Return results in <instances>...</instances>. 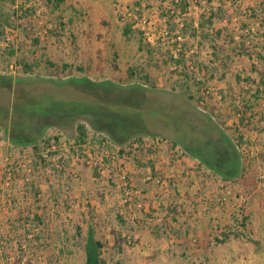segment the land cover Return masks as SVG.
<instances>
[{"label":"rangeland","instance_id":"rangeland-1","mask_svg":"<svg viewBox=\"0 0 264 264\" xmlns=\"http://www.w3.org/2000/svg\"><path fill=\"white\" fill-rule=\"evenodd\" d=\"M186 1L188 14L180 17L168 12L169 1L159 8V0H0V99L9 90L5 101L40 99L45 110L32 114L27 119L31 128L24 131L8 127V122L21 121L15 115L0 119V192L4 209L11 213L0 225V264H98V259L100 264H264V135L255 130L246 134L241 154L244 173L226 179L215 166L186 155L181 145L174 158L168 157L167 142L190 131L181 132L165 117L172 113L198 127L211 124L233 147L236 109L256 95L255 88L234 76L254 81L258 76L249 71L245 56L234 54L228 38L245 41L246 49H264V12L259 11L260 0H212L221 22L215 18L206 29L207 37L198 28L206 3ZM19 6L32 8V16L20 17ZM125 10L136 19L145 18L156 36L160 33L153 44L145 40L137 20L129 23L122 18ZM257 10L258 19L250 14ZM247 27L252 34L243 31ZM178 34H184V58L174 49ZM62 64L71 65V72L60 70ZM23 65L30 71L24 72ZM192 65L214 70L205 87L196 83L201 73ZM257 98L261 101L248 112L255 117L264 109V92ZM78 124L84 125L87 140L105 139L115 151L132 152L137 147L131 141L142 138L143 153L147 148L155 151L154 173L124 156L109 168L100 166L96 174L95 163L100 162L96 154L103 150L96 149L97 141L92 143L96 146L92 154L91 144L84 154L68 149ZM252 125L256 126L255 119ZM55 136L61 148L54 162L47 163L60 161L63 172L50 167L29 172L30 144L40 148L43 139ZM8 167L19 172L5 186ZM182 167L193 183L198 182L194 189L206 201H197L199 209L206 218L214 215L207 221L209 240L214 242L205 252L210 257L201 254L192 260L185 246L192 244L189 237L176 232L186 227L174 229L170 220L160 221L170 199L185 203L183 195L175 198L168 184L181 193L187 190L191 179ZM122 175L129 177V185ZM31 184L39 190L37 199L29 191ZM226 193L225 204L215 214L207 203ZM141 206L145 212L155 211L152 219L141 213ZM185 208L191 212L187 204ZM33 215L39 221H33ZM244 216L246 228L239 226ZM219 234L228 237L218 246ZM192 242L198 245V237Z\"/></svg>","mask_w":264,"mask_h":264},{"label":"trees","instance_id":"trees-1","mask_svg":"<svg viewBox=\"0 0 264 264\" xmlns=\"http://www.w3.org/2000/svg\"><path fill=\"white\" fill-rule=\"evenodd\" d=\"M169 1V5L171 6L169 13L172 14H177L180 17H184L185 15L188 14V10L190 8L188 1L186 0H159V8L163 6L165 2ZM211 1L212 0H204V3H206V7L201 9L203 10L202 13L199 15L200 20L198 23V28L203 31L204 35L209 37L208 33L206 32V29L212 26V22L217 18L218 16L216 13H214L215 9L211 6ZM259 11L264 12V0H260L259 4ZM18 12L20 17H30L33 14V9L29 7H18ZM251 16L253 18H257L258 15V10L257 11H252ZM220 19V18H219ZM1 20V16H0ZM243 31H247V35L252 34V31L250 28H245ZM195 32V31H194ZM216 33H219V31H216ZM0 35H2L0 33ZM184 35V34H183ZM183 35H175L174 38L180 37V42L173 41L174 44V49H176V55L184 58L186 55V49L187 46L185 45L183 39ZM228 43L231 44V46L234 49V54L237 56H245L249 61H250V67L249 71L251 73H255L258 76V80L254 81L250 77H241L240 74L235 75L234 79L238 82H244L248 84L249 88H255L254 89V94L255 97L253 99H246L241 103V108L236 109V117H237V122L235 123V127L233 129V132L235 135H232L233 137H230V142L233 144V147L230 146L228 138L225 137L224 133L221 131L217 130L213 125L204 123L203 126H196L192 123H188L187 121H180L174 117V114L169 113L166 114L165 117L166 119L169 120V124L172 125H177L180 127L181 132L182 130L190 131V133H180L176 138H174L171 141H168V150H169V155L171 158H174L175 153V148L178 145H181L185 150H186V155L192 156L193 158H196L200 160L202 164H207L209 167L214 168L215 170L222 171V174H225L226 179H238L239 177L242 176L244 173L243 169V163H241V154H242V149L245 148V143L246 141V134L255 132L257 134H263L264 135V127L262 125L264 124V109L259 111L257 113L258 115H261L263 119H257L258 115L255 117V115L248 113L252 110L253 104L256 102L258 103L261 100H254L258 99V96H261V94L264 92V49H258L254 48V46L246 49L245 48V41L244 42H239L236 43L235 41L232 40V38H228ZM12 54V52H10ZM23 70L24 72L30 71V67L23 65ZM71 65L67 64H62L60 67V70L62 71H67L71 72L72 70ZM197 68V71L201 73V81H196L198 84L206 86V84L212 79L214 70L212 69L211 66L209 65H200V67H194L193 65L191 66V69ZM131 73V71H129ZM180 74V73H179ZM187 75H184L186 77ZM195 80V79H194ZM9 90L1 93L2 99H0V119H10V116L15 115L17 120H21L20 122L13 121V122H8V127L16 130L17 132L22 130L24 131L26 127L29 129L31 128L30 126L27 125V119L31 117L32 114H43L45 110H43L42 106H40V99H33V98H21L18 103H12L10 99L7 97L6 101L3 98L5 94L9 93ZM9 95V94H8ZM189 100H193V97L191 95H187ZM36 103V104H35ZM264 106V101L261 103ZM46 109V108H45ZM17 111V112H16ZM169 112V111H168ZM17 114V115H16ZM255 119L256 126L253 127L252 121ZM263 120V121H262ZM185 123V124H183ZM157 124V123H155ZM183 127V128H182ZM77 136L74 138L73 143L70 145L68 143V149H73L81 154H84L87 151V145L89 146V152H93V149L96 147L95 144H92L96 142L97 140L91 139L90 141L87 140V134H86V129L84 125L78 124L77 125ZM253 129V130H250ZM260 132V133H259ZM59 137H48L43 139L44 141L42 142V146L38 148V146L35 145V143H31L30 146L32 147L33 150V157L32 160L30 161L29 169L28 171L31 172L33 168H41V169H46V167L52 168V171L56 172H63L62 169L64 167L63 164L58 163L60 161H57V163L52 164V163H47V160L53 161L57 157L58 149H60V143H59ZM102 141V140H100ZM105 141V142H104ZM71 142V141H69ZM98 142V141H97ZM96 142V143H97ZM186 142H189L190 144H187ZM98 146L100 148L96 149H103L100 151H97L98 154L96 156L99 158L100 162L95 164L94 167V172L97 174L96 169H98L100 166L104 167H111L112 165V158L118 162V160L125 158L131 160L135 166L138 168H143V164L140 160V154L141 155H152L154 150L147 148L145 149L146 153H143V140L142 138H137L136 140L131 141V146L135 145L137 149H132V152L126 153L125 148H121L117 151L111 149V145H108L107 141L104 139L102 142H98ZM101 143V144H100ZM13 146H20L18 144L12 143ZM48 150V151H47ZM53 150V151H52ZM91 150V151H90ZM236 151V152H235ZM74 152V151H73ZM145 164H149V170L154 173L153 170V165L151 162H147ZM143 165V166H142ZM21 166V165H20ZM19 166L18 169L21 170V167ZM223 169V170H222ZM18 170L14 169L12 167H8L6 172H4V179L6 177V174L11 175V180L13 182L14 179L18 178ZM125 183L127 185L130 184V179L127 175L124 176ZM163 181L162 178L158 179V183ZM169 187H172V190L174 191V195L176 196L175 198H180L181 195L185 198V203L183 204H178L177 201L175 200H167L168 203L166 204V210L164 213V219L162 221L167 222L166 220H170L172 223H175L178 225L179 228L185 226L184 232L176 231L178 234H182L183 236L185 233H187V229H189L188 226V218L191 213L196 209L198 206L199 202H197V198H199L200 193L199 191H196L193 196H190L189 191L185 192H180L179 189H176L175 185L168 181ZM30 193L33 195L35 199H37L39 195V190L35 185H30L29 187ZM195 200V201H194ZM206 203V202H205ZM189 206L191 208V212L186 213V208L185 205ZM210 210H221L222 206H219L218 203L214 200H210L209 203H207ZM241 214L242 209H239ZM141 213L144 214V216L148 219H152V214L155 213V211L152 210V208H148V212H145L143 207L141 206L140 209ZM186 216V217H185ZM25 220H29L28 218ZM33 221H39V218H37L36 215H33ZM247 220V217H242L241 222L239 225L242 228H246V225L244 222ZM31 221V220H30ZM180 230V229H178ZM28 230L26 231V233ZM179 235V236H180ZM220 236V241L216 239V242L222 243L223 240H225L228 236L227 235H222L219 234ZM178 237V236H177ZM97 245V250L101 248V245L99 243H96ZM100 253L97 251L96 256H99ZM102 263L100 259H98V264Z\"/></svg>","mask_w":264,"mask_h":264},{"label":"crops","instance_id":"crops-1","mask_svg":"<svg viewBox=\"0 0 264 264\" xmlns=\"http://www.w3.org/2000/svg\"><path fill=\"white\" fill-rule=\"evenodd\" d=\"M217 21L221 22L220 19H218ZM263 25H264V22H263ZM249 134H253V133L250 132ZM167 149H168V147H167ZM153 152L154 153L152 155H142V158L140 160H141L142 163H144L143 164L144 166L142 165L143 166V170H149V164H145V163H147V162L150 163L151 162V164L153 165V170L152 171H155V169H156L155 166L157 164H156V160L154 158L155 151H153ZM144 153H146V152L144 151ZM168 157H170L169 153H168ZM180 170H181V172L185 173V176L186 175H189V176L191 175V174L188 173V169L185 168V167H182V169H180ZM190 179H191L190 180L191 184L190 185H186L185 188L187 189L186 191H189L190 196H193L194 193H196V189H194L195 188L194 185H197L198 182H194L193 183V179H192L191 176H190ZM199 184H200V182H199ZM197 188L201 189V187H197ZM183 192H185V190ZM3 195L4 194L2 192H0V225H1L2 221H3L2 219L6 220V219L10 218V216H11V213H9L3 207V205L5 203ZM196 200L200 202L201 201V197L199 196V198H197ZM199 208H200V205L198 204L197 209H195L193 211V213H191L189 218L187 219L188 220L189 229H187V233H185V235L183 236L184 238H186V237L188 238L189 237L188 241H189V243H192L191 245H187V244L185 245V246H187L188 250L190 251V254H191L190 258L192 260L196 259V256H203L201 254H204L205 257H210V256H208V254L206 255L205 252H206V250H208V248H209L208 246L209 245H213L214 244V242H211L209 240L210 236H209V230H208V227H207V221H209L210 218H213L214 215L212 214L213 217L209 216V218H206L205 217L206 213L204 212V210L202 212ZM213 211H214L215 214H217L215 211L220 212L221 210L214 209ZM163 219H164V213L160 212V221H162ZM166 221H168V219ZM172 224H173L172 225L173 228L175 227L174 229H177L178 225L177 224L175 225V223H172ZM195 236L198 237V240H199V244L198 245H195L192 242L193 241V237H195ZM176 240H179V239H177V237H176ZM216 243H217V245L219 244L218 242H216ZM218 250H221V248L219 247ZM228 250H232L231 247H228ZM193 251L197 252L198 255L192 254ZM220 255L221 256L223 255V257H226V254H220Z\"/></svg>","mask_w":264,"mask_h":264},{"label":"built area","instance_id":"built-area-1","mask_svg":"<svg viewBox=\"0 0 264 264\" xmlns=\"http://www.w3.org/2000/svg\"><path fill=\"white\" fill-rule=\"evenodd\" d=\"M121 16L122 18L126 21V22H129V23H132L134 22L135 20H137L136 22L141 26V31H142V35L143 37L145 38V40L150 43V44H153L156 40V38L159 36L160 33H158L156 36L149 28V24L148 22L146 21L145 18H140V19H136L135 16H133L130 12H128L127 10L123 11L121 13ZM180 37H177L176 38V41L177 42H180ZM114 161V158H112V162ZM96 164V163H95ZM124 176L125 175H122V179H124ZM147 179H150V177H147ZM4 185L5 186H10L11 183H12V180H11V175L10 174H6V177L4 179ZM124 181V180H123ZM125 182V181H124ZM126 184V183H125ZM127 185V184H126ZM228 193H226L225 195H222L216 199H214V201H216L218 203L219 206H223L225 204V201H226V195ZM206 199V198H205ZM209 199V198H208ZM207 199V200H208ZM210 200V199H209ZM213 200V199H211ZM237 201H239L240 203L243 202L244 200L242 199V197H238ZM201 204H204L206 201L204 199H201Z\"/></svg>","mask_w":264,"mask_h":264}]
</instances>
